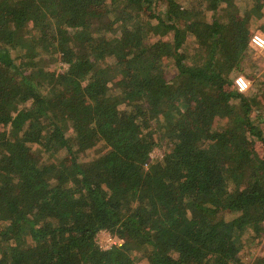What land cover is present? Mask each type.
<instances>
[{"label": "trees", "instance_id": "16d2710c", "mask_svg": "<svg viewBox=\"0 0 264 264\" xmlns=\"http://www.w3.org/2000/svg\"><path fill=\"white\" fill-rule=\"evenodd\" d=\"M248 5L0 0V264H264Z\"/></svg>", "mask_w": 264, "mask_h": 264}, {"label": "rangeland", "instance_id": "374dc122", "mask_svg": "<svg viewBox=\"0 0 264 264\" xmlns=\"http://www.w3.org/2000/svg\"><path fill=\"white\" fill-rule=\"evenodd\" d=\"M237 2H242L243 5L249 6L248 3L250 0H236ZM149 12V11H148ZM264 17V16H263ZM262 17V18H263ZM25 34H27V28H23L22 30ZM262 32V31H261ZM264 33V32H263ZM181 36L183 37L182 39V47L186 50V53H188V50L191 47L192 39L189 36L186 38L187 33L184 32L183 30L181 31ZM251 53L245 57V59L242 61L241 65V70L237 75H244L247 77L251 84L255 81L256 77H253V73L256 75L260 74L264 70V48H258L251 44ZM101 55V52L99 53ZM122 76V73L120 69H118L117 64H112L110 72L108 74V78L111 80V82H116L120 77ZM258 100H260V104L255 105V111H253V114L257 113V110L262 111L264 114V97L261 96V94L258 95L257 97ZM261 127H264V122H262ZM256 148L258 151L263 152L264 151V141L256 137ZM154 155L160 154V151L155 148L152 153ZM97 240L101 243L102 246L104 247H109L111 246L114 242L119 241L115 236H111L110 231L108 230H101L98 235H97ZM242 255L246 260H249L251 257L256 255L258 252L264 250V238L261 243H256L255 241L252 240H247L242 246Z\"/></svg>", "mask_w": 264, "mask_h": 264}, {"label": "built area", "instance_id": "2783aa9c", "mask_svg": "<svg viewBox=\"0 0 264 264\" xmlns=\"http://www.w3.org/2000/svg\"><path fill=\"white\" fill-rule=\"evenodd\" d=\"M251 44L258 48H264V33L259 31L254 32L251 35ZM235 83L240 91L247 90L251 85L250 80L244 75H236Z\"/></svg>", "mask_w": 264, "mask_h": 264}]
</instances>
